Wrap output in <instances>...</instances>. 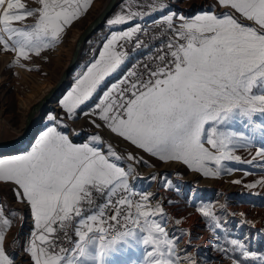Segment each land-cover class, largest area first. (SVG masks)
<instances>
[{
    "label": "snow or ice",
    "instance_id": "snow-or-ice-1",
    "mask_svg": "<svg viewBox=\"0 0 264 264\" xmlns=\"http://www.w3.org/2000/svg\"><path fill=\"white\" fill-rule=\"evenodd\" d=\"M37 2L39 8L27 9L21 0H0V50L15 53L12 67H25L21 59L59 45L93 0ZM172 3L121 0L107 20L109 36L59 100L61 111L41 118L34 143L14 155L0 143V191L11 185L8 191L33 220L27 239L21 243L17 234L14 240L28 258L22 264H218L200 257L192 243L199 237L190 229L169 232L164 198L130 183L134 164L154 165L131 152L123 155L99 131L106 128L160 162H180L206 178L234 171L225 162L264 171V143H256L257 133L264 137V0H216L192 16ZM149 16L156 19L145 23ZM29 17L33 24L14 26ZM149 49L104 87L135 53ZM81 117L98 131L76 143L72 137L80 131L73 124ZM253 147L251 159L236 154L246 148L251 155ZM158 177L165 190L174 188L167 173L137 178ZM233 183L260 195L251 190L264 189V175ZM5 204L0 196V264H14L6 231L24 211L12 209L6 217ZM227 207L220 205L223 214ZM197 212L216 240L214 251L229 264H264V252L249 237L229 238L226 215H218L214 204ZM239 223L255 227L247 219Z\"/></svg>",
    "mask_w": 264,
    "mask_h": 264
},
{
    "label": "rangeland",
    "instance_id": "rangeland-1",
    "mask_svg": "<svg viewBox=\"0 0 264 264\" xmlns=\"http://www.w3.org/2000/svg\"><path fill=\"white\" fill-rule=\"evenodd\" d=\"M103 1L104 0H93L88 11L78 20L74 21L66 30L62 42L59 44L60 46L57 45L54 49L43 51L39 57L32 54L29 60L21 59L20 63L25 65V67H20L19 65L12 67L11 65L15 59V53L0 50V111L2 112L6 125L12 130H20L22 128L20 98L22 99L23 95V98L30 95L32 89L36 87L39 81H48L53 85L57 82L67 62V49L71 45L70 38H72L75 32H80L87 26L94 18L97 9ZM21 3H24L27 9L40 7L37 0H21ZM215 3L216 0H173L172 6L177 12L183 13L186 16H192L200 12L205 5H213ZM119 5L114 9L108 19L112 18L114 14L119 11ZM217 11H224V9L217 7ZM159 15L160 13H157V16ZM154 19H156L155 16H149L145 23ZM34 22L35 18L29 17L26 20L14 22V26L24 27ZM123 27H127V25ZM109 33L110 29L106 21L105 26L87 42L82 57L69 76L67 85L57 94V98L54 102L51 105L48 104L43 109L41 118L50 110H54L57 113L61 111L59 100L70 89L77 73L93 59L94 53H98L105 39L109 36ZM127 69L128 62L121 68L122 71L120 70L113 77L109 78L104 87L106 88L108 84L119 79ZM92 103H95V99L89 102V104ZM41 118L33 130V138L28 140L26 147L24 146L21 150L28 149L30 145L34 143L35 137L44 126L43 123H41ZM73 127L80 131L78 137H72L76 143L86 142V138L91 133L98 131L91 127L87 117H81L73 124ZM235 127L238 130H244L239 122L236 123ZM99 131L102 135V139L113 144L123 155H127L131 152L134 155L143 156L149 164L154 165L153 167H147L134 164L136 172L134 177L130 178V183L137 186L138 189L148 190L150 192L151 190L156 191H152L151 193H157V197L165 196L166 201L167 199H171L174 202L172 204H167L165 201L164 206L170 217L167 228L170 233H178L181 228L185 230L190 229L193 236H198L199 238L193 239L192 243L198 246L197 250L199 251L200 257H207L213 262H218V264H229L226 258L221 257L218 252L214 251L216 240H214L213 235L206 228L205 220L197 212V208L200 205L209 203L214 204L218 215H226L228 228L230 229L229 238L244 240L247 236L250 238L248 242H250L253 248L264 252V233L260 231L264 229V189L257 188L251 190L252 193H260V195H253L250 194V191L244 188L243 185L233 183L234 180L238 179L243 180L244 183H251L254 180L260 179L261 176L264 175V171L254 167V165L246 163L225 162L228 163L234 171L230 174H222L220 178H206L202 173L191 171L180 162H160L157 158L151 157L149 154L137 149L135 146L131 145L130 142L111 133V131L106 128H101ZM256 143L257 145H259V143H264V137H261L259 133L256 134ZM250 151L251 155L249 154V149L238 148L236 154L247 160L255 155V147L251 148ZM8 154L14 155L19 154V152ZM245 172L249 174L245 175ZM153 173H167L169 179L173 182L174 188L165 190L159 182V177L156 182H146V179L137 178H148ZM10 188L11 185H4L3 190L0 191V196L6 199L4 214L6 217H9L12 209H22L24 211V216L23 219L19 217L13 219L12 226L6 231L5 246L6 251L16 257L14 264H20L21 260L26 261L28 258L25 256L24 252L20 250L19 246L14 244V240L17 234H19L21 243L27 239L32 228L33 220L28 213L27 206L15 201L12 193L8 191ZM175 188H179V192L175 191ZM222 204L228 206V214H223L221 212L220 205ZM240 213H245L246 216L241 217ZM176 218L182 220L179 226L173 223ZM243 219L254 222L255 227L239 223ZM21 224H23V227H21ZM208 242L211 243L212 246L205 251L204 248L206 246L204 245ZM67 246L71 247V245ZM181 247H184V244H181ZM13 249H15V251H13ZM136 255L139 254L133 253V256Z\"/></svg>",
    "mask_w": 264,
    "mask_h": 264
},
{
    "label": "water",
    "instance_id": "water-1",
    "mask_svg": "<svg viewBox=\"0 0 264 264\" xmlns=\"http://www.w3.org/2000/svg\"><path fill=\"white\" fill-rule=\"evenodd\" d=\"M120 3L121 0H104L102 2L94 18L78 33L72 43L69 58L57 82L47 91L42 101L40 100L28 110L23 128L20 130H12L9 126L4 125L0 129V143L7 145L5 149L9 151L8 153L17 152V150H15L16 147L25 144L28 140L33 138V130L43 115L41 108L43 109L47 103L51 105L54 102H51L52 96L61 87L62 90L65 88L71 72L82 57L87 42L105 26L108 17Z\"/></svg>",
    "mask_w": 264,
    "mask_h": 264
},
{
    "label": "bare ground",
    "instance_id": "bare-ground-1",
    "mask_svg": "<svg viewBox=\"0 0 264 264\" xmlns=\"http://www.w3.org/2000/svg\"><path fill=\"white\" fill-rule=\"evenodd\" d=\"M78 31L75 32L72 36L71 39V45L70 47L67 49V60L69 58V54H70V50H71V46H72V43L74 42L75 38L77 37L78 35ZM60 46V45H59ZM61 49V48H60ZM64 50V49H63ZM63 52V51H62ZM66 59V58H65ZM67 63V62H66ZM53 86L52 83L48 82V81H45V82H41L39 81L37 84H36V87L34 89H32V92L30 95H27L25 98H23L22 96V99L20 98L21 100V108H22V128L24 126V123H25V120H26V115H27V112L28 110L34 105V104H37L40 100L42 101L43 100V97L45 96V94L47 93V91ZM62 87L52 96L51 98V102H53L56 98H57V94L61 91ZM31 91V90H30ZM29 92V91H28ZM30 93V92H29ZM20 104V103H19ZM48 105V103L46 104V106ZM45 106V107H46ZM44 107V108H45ZM43 108V109H44ZM43 109L41 108V112L43 111ZM1 110V109H0ZM8 126L6 125L5 121H4V118L2 116V112L0 111V129L3 127V126ZM12 127V126H11ZM14 129V128H13ZM27 143V142H26ZM26 143L23 144V145H20L18 147L15 148V150H21L22 148H24V146L26 147ZM5 152L8 154V150L5 149ZM135 182V181H134ZM153 190H151L152 192ZM153 192H156V191H153ZM157 194V193H155ZM162 198L165 199L166 201V197L162 196ZM153 203H155V200L153 201ZM165 205V204H164ZM206 246L204 249L205 251L208 250L209 247H211V243H205ZM203 249V250H204ZM20 264H22V260L20 261Z\"/></svg>",
    "mask_w": 264,
    "mask_h": 264
},
{
    "label": "built area",
    "instance_id": "built-area-1",
    "mask_svg": "<svg viewBox=\"0 0 264 264\" xmlns=\"http://www.w3.org/2000/svg\"><path fill=\"white\" fill-rule=\"evenodd\" d=\"M147 23H149V22H147ZM129 51H131V50L129 49ZM148 51H150V49L144 50V51H138L137 53H135V55H133L132 58L128 61V69L132 66V64L135 62L136 59L143 58L147 54ZM135 187L138 189L137 186H135ZM99 202H102V201H98V203ZM111 235L114 237L116 235V232L113 231Z\"/></svg>",
    "mask_w": 264,
    "mask_h": 264
},
{
    "label": "crops",
    "instance_id": "crops-1",
    "mask_svg": "<svg viewBox=\"0 0 264 264\" xmlns=\"http://www.w3.org/2000/svg\"><path fill=\"white\" fill-rule=\"evenodd\" d=\"M122 71V70H121Z\"/></svg>",
    "mask_w": 264,
    "mask_h": 264
}]
</instances>
